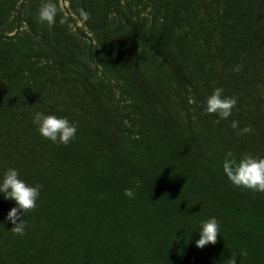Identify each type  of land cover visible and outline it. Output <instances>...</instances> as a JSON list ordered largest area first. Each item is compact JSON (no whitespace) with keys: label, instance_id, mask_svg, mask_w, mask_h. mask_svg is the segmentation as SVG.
I'll list each match as a JSON object with an SVG mask.
<instances>
[{"label":"trees","instance_id":"obj_1","mask_svg":"<svg viewBox=\"0 0 264 264\" xmlns=\"http://www.w3.org/2000/svg\"><path fill=\"white\" fill-rule=\"evenodd\" d=\"M25 1L0 0V28ZM69 1L95 46L59 7L51 27L26 20L42 47L0 33V181L14 168L42 186L24 236L7 220L16 202L0 193V264H223L232 254L264 264V193L235 187L222 167L229 151L264 158V0H135L149 19L127 0ZM140 48L166 73L149 71ZM87 55L121 83L125 109L95 82ZM215 88L237 98L232 115L194 120ZM36 112L76 124L75 139L42 137ZM233 121L253 131L238 136ZM212 217L218 242L198 248Z\"/></svg>","mask_w":264,"mask_h":264},{"label":"clouds","instance_id":"obj_2","mask_svg":"<svg viewBox=\"0 0 264 264\" xmlns=\"http://www.w3.org/2000/svg\"><path fill=\"white\" fill-rule=\"evenodd\" d=\"M58 11L57 3L53 0H46L39 8L38 20L42 23L46 22L51 27L55 24ZM79 15L84 21L90 18V14L82 8L79 9ZM242 68V65H237L233 71L238 73ZM223 93V88H215L206 101L205 112L218 116L219 119L215 121L216 123L228 119L238 102L237 98L224 96ZM33 123L38 126V131L42 137L65 146L75 139L78 130L77 125L67 118L44 115L42 112L34 113ZM231 127L238 136L250 134L253 131L251 126L240 129L238 121H233ZM222 167L224 174L235 187L264 193V158L255 157L248 153L237 158L229 151L226 153ZM41 187V185L30 186L20 179L17 169L9 168L4 173L3 179L0 181V193L4 195L6 200L16 202L17 206L13 207L7 216V220L14 225L11 232L15 235L24 236L26 234L25 214L36 210ZM124 195L128 198H134L135 193L129 188L124 190ZM199 233L200 239L196 241L198 248L203 249L209 244L215 245L220 237L218 220L212 217L203 221ZM240 255L247 256L248 253L246 250H242ZM223 264H237V255L232 254L230 259L223 261Z\"/></svg>","mask_w":264,"mask_h":264},{"label":"rangeland","instance_id":"obj_3","mask_svg":"<svg viewBox=\"0 0 264 264\" xmlns=\"http://www.w3.org/2000/svg\"><path fill=\"white\" fill-rule=\"evenodd\" d=\"M46 0H26L23 3H18L16 8L11 11L7 23L0 28V33L3 31L5 27L10 28L5 31L7 36L16 35V40L20 43L22 48L29 49V48H39L40 46H44L45 42L39 37V35H35L31 33L27 27V18L34 14L38 18V11L39 8ZM53 2L57 3L60 11L62 12L64 18L67 20L70 28V32L76 36H78L83 42L87 45L95 46L96 42L93 40V34L91 31L85 26L83 21H81L72 11L71 4L69 0H53ZM150 2V0H143V3L146 4ZM125 3L132 4L131 11L136 16L137 12L139 11L140 18L148 17L150 18L149 9H143L142 5L137 7L135 0H127ZM201 4V2H200ZM144 10V11H143ZM203 15V12L201 11ZM39 23H41L39 21ZM82 32V33H81ZM139 55L142 58L145 67L151 71L155 72L157 70L163 71L166 73V68L164 64L157 60L156 57L151 55L149 50L140 48ZM87 62L92 66L93 69H97V73L94 76L95 82L104 81L105 83L109 84L110 88L108 89V95L111 96V101L114 105L119 106L121 109H125V106L128 102H126V96L121 95V83H119L115 78L105 75L103 73L102 66L98 63V61L90 60L88 55L84 57ZM190 104L194 103V100ZM206 106H202L201 104L194 105L192 107V117L194 120L198 118L206 117V118H217L214 114H207L205 112ZM244 111L247 109V105L242 108ZM237 112V110H234Z\"/></svg>","mask_w":264,"mask_h":264}]
</instances>
